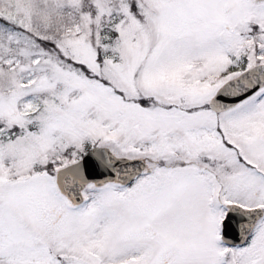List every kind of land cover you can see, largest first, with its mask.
Wrapping results in <instances>:
<instances>
[{"label": "snow or ice", "instance_id": "snow-or-ice-1", "mask_svg": "<svg viewBox=\"0 0 264 264\" xmlns=\"http://www.w3.org/2000/svg\"><path fill=\"white\" fill-rule=\"evenodd\" d=\"M0 264H264V0H0Z\"/></svg>", "mask_w": 264, "mask_h": 264}]
</instances>
